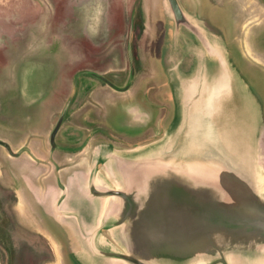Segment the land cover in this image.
Masks as SVG:
<instances>
[{"label":"rangeland","instance_id":"rangeland-1","mask_svg":"<svg viewBox=\"0 0 264 264\" xmlns=\"http://www.w3.org/2000/svg\"><path fill=\"white\" fill-rule=\"evenodd\" d=\"M243 1L180 0L209 37L232 50V59L238 60L249 76L255 91L252 99L260 113L256 180L264 193V53L253 48L251 52L249 45L259 28L264 30V0H245L251 5L250 12L241 5ZM243 22L248 23L247 27ZM192 34L184 25L176 27L167 0H0V140L8 143L7 139L26 132L44 130L48 132V158L54 161L55 157L60 163L68 161L76 167H84L83 161L90 159L95 147L88 149L86 144L91 138L92 143L106 142L109 148L97 150L91 160L101 162L97 182L116 185L114 176L106 172L105 149L113 146L116 151L131 154L141 148L121 149L119 140L112 137L110 142L108 130L113 128V133H117L120 117L115 111L109 116L112 126L101 118L106 108L101 103L103 96L89 98L96 106V112L89 116L91 104L84 103L88 100L84 95L92 86L88 79L93 78L99 90L105 85L96 80L101 75H95L94 71L104 74L105 69L113 68L117 77H124L126 69H120L128 68V73L131 69L139 72L137 78L149 74L152 55L147 51L155 43L159 76L165 80L168 76L163 56L171 54L173 48L179 50L183 39ZM194 41V46H200L197 39ZM181 72L175 68L173 78H180ZM64 106L68 111L60 122ZM59 126L57 136L61 146L55 147L54 141L51 144V133ZM69 127L73 131L81 127L80 133L66 137ZM2 147L5 150L0 152V264H47L54 254L61 259V249L55 243H48L38 235L32 240L26 234L20 210L16 208L12 180L7 181L11 178L13 159L7 157L13 155L19 157L16 161H23L21 152L10 153L0 143ZM32 154L36 160L46 161L44 151ZM48 222L52 228H58ZM105 233L103 248L124 251V245L111 230Z\"/></svg>","mask_w":264,"mask_h":264},{"label":"water","instance_id":"water-1","mask_svg":"<svg viewBox=\"0 0 264 264\" xmlns=\"http://www.w3.org/2000/svg\"><path fill=\"white\" fill-rule=\"evenodd\" d=\"M167 1L176 27L184 25L198 37L207 50L206 63L212 65L206 66L201 95L170 155L151 147L145 153L108 149L104 154L111 153L116 185H95L90 191L111 198L108 213L121 226L126 252H97L132 264H264L257 102L180 0ZM181 96L180 87L179 100ZM0 143L13 153L6 141ZM159 152L169 160L145 159ZM136 156L138 160L123 163Z\"/></svg>","mask_w":264,"mask_h":264},{"label":"crops","instance_id":"crops-1","mask_svg":"<svg viewBox=\"0 0 264 264\" xmlns=\"http://www.w3.org/2000/svg\"><path fill=\"white\" fill-rule=\"evenodd\" d=\"M241 5H245L243 8L250 12L251 5H249V2L244 0ZM242 24L247 27L248 23L243 22ZM249 25L248 27H252V25ZM218 42L223 47L222 43ZM249 45L251 47V42ZM157 48L158 45L155 43H152L149 47L147 53L149 52L152 55V59L149 57L148 64L151 67L149 69L150 73L147 75L145 73L140 74V78L165 83V80H162L159 76L160 65L155 59ZM223 48L227 50L228 47L224 45ZM181 77L183 76L181 75ZM96 80L99 81L98 78ZM88 81L91 82L92 86L96 85L93 78L88 79ZM96 89L91 91L90 97L103 96L101 103H105L107 96H110L111 93H107L106 87ZM47 133L44 130L34 131L30 134L26 132L22 136L7 139L13 151L21 152L19 156L23 160L16 161L15 159L19 157L10 156L9 153L10 158H7L11 159L13 157V159L10 161L12 169L9 176L11 178H8L7 181L12 180L10 184L14 188L16 208L20 210L18 213L23 227L28 232L26 234L32 240L33 237L38 235L48 243L52 241L59 246L61 259L54 254L53 259L47 264H55L56 261H61L62 264H132L123 258L97 252V249L116 251L113 248L102 247L106 241L104 239L106 236L105 231L108 230H111V234H114L124 245V251L118 252H126L121 226L116 225L110 219L108 213L111 198L97 196L90 191L91 183L97 186L106 184V182H97L100 161H92L91 157L96 154L97 150H102L103 147L109 148V145L103 141L92 143L90 141L92 139H90L86 147L88 149L95 147L91 151V157L83 161L82 164L84 165L82 166L84 167H76L74 164H69L68 161L60 163L55 157L54 161L48 158ZM1 150H5L4 147L0 149V152ZM33 151H40V154L44 151L47 154L46 161L36 160L32 154ZM107 151L108 149H105V153ZM104 160L108 164L106 172L109 171L112 174L111 161L106 157H104ZM34 175L40 177V179H36ZM48 221H52L58 228L56 226V228H52L53 225ZM245 264H249V261Z\"/></svg>","mask_w":264,"mask_h":264},{"label":"flooded vegetation","instance_id":"flooded-vegetation-1","mask_svg":"<svg viewBox=\"0 0 264 264\" xmlns=\"http://www.w3.org/2000/svg\"><path fill=\"white\" fill-rule=\"evenodd\" d=\"M263 31V28H259L256 35L252 37L251 52L253 48L254 50L256 49L257 51L264 53V47L262 46V39L264 38L262 35ZM187 38L188 39H183L179 50L176 51V49L173 48L172 55L167 52L165 57L163 56V62L165 61L167 66L166 74L168 76L167 79H165V83H157L156 80H153V82L152 79H148V81L147 79L144 80L137 78L136 75L139 74V72L136 73L131 69L128 73V68L120 69H126L124 77H117L115 72H113V68L105 69L104 74L94 71L95 75H101L99 80L104 83L107 93H111L112 95V97L110 95L106 98V108L103 110L101 118L104 117V121H106L107 125L112 126L111 120L108 119L109 116H113V112L115 111V113H118V117H120V120H118L120 123L119 130H115L117 133H113V128H111L108 130V134L110 135L109 140L110 137L119 140L121 149L134 151V149L137 150V148L140 147V151L145 150L143 152L145 153L150 150L146 148L151 147L154 151L163 149L162 151L165 155H170L178 146L182 135L188 126L190 108L194 101H196L201 95V89L204 82L203 75L206 66L212 65V62H208V64L206 63L205 58L207 50L198 37L195 34H192L187 35ZM194 39H197L200 46L193 45L195 42ZM209 40L216 52H218V55L225 60L228 67L233 69L239 76V79L246 85L248 92H250L251 95H254V89L249 76L242 70L238 60H233L231 57V55H233L232 50L231 52L228 51L226 53L225 49L219 44L216 38L210 37ZM211 55L217 58V54L211 53ZM215 64L216 63H213V65ZM175 68L182 71L181 75H183V77L177 79L173 78ZM120 74L123 75L124 72L121 71ZM143 81L146 82L142 83ZM93 86H91L84 95V97L88 98L84 103L91 104L88 110L90 115L96 112L95 104L89 99L91 91L97 88V85L95 87ZM180 87L182 88V96L179 100L178 88ZM72 101L74 103L78 102L76 99H73ZM85 104H80V106L82 107ZM67 106H64V109H61L62 115L59 116L61 118H59L60 122L65 118V114L68 111ZM58 124L59 120L57 121V126ZM69 128L66 129V137H69L71 134L80 133L79 130L81 127H78V131H73L71 130V127ZM59 129L60 126L56 132H52L55 133L53 136L54 138L51 133V144L54 141L55 147L61 146L60 138L57 136ZM92 130L95 132V129ZM112 147L113 146L109 149L110 152L115 150ZM110 154L111 153H109L107 159H109ZM143 155H139V157L146 156L145 154ZM126 159L129 161H124V164H129L139 158L136 156L133 158L128 157ZM145 159H153L157 161L169 160V158L162 157L161 152L154 157ZM123 185H125V183H123ZM94 186L95 184L91 183V187L94 188ZM100 188L102 189L103 187Z\"/></svg>","mask_w":264,"mask_h":264}]
</instances>
